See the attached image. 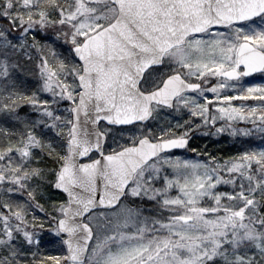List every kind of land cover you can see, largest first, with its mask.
I'll list each match as a JSON object with an SVG mask.
<instances>
[{
	"label": "snow or ice",
	"instance_id": "6c2138e0",
	"mask_svg": "<svg viewBox=\"0 0 264 264\" xmlns=\"http://www.w3.org/2000/svg\"><path fill=\"white\" fill-rule=\"evenodd\" d=\"M254 73L264 0H0V264H264Z\"/></svg>",
	"mask_w": 264,
	"mask_h": 264
},
{
	"label": "rangeland",
	"instance_id": "374dc122",
	"mask_svg": "<svg viewBox=\"0 0 264 264\" xmlns=\"http://www.w3.org/2000/svg\"><path fill=\"white\" fill-rule=\"evenodd\" d=\"M27 79H32V77H27ZM243 83L248 85H264V74H258L249 78H244ZM231 94H235L232 92ZM235 104H240L241 101H234ZM244 103L247 104H256V101H246ZM239 127H251L250 124H244L241 123ZM244 139H252V138H246V137H231L228 132H225L221 134L220 136H203L200 134H197L196 138L191 141V144L193 146H196L200 149H204L205 145H207V149L209 152H213L217 154L218 156L227 157L229 155L235 154L238 148L241 147L239 140ZM261 142L258 138L252 139V145L253 146H260ZM182 154L186 155L187 157H195V153L187 152ZM44 251L49 255H57L60 254V247L58 244L55 243L54 237L46 236L45 237V248Z\"/></svg>",
	"mask_w": 264,
	"mask_h": 264
},
{
	"label": "water",
	"instance_id": "95a60500",
	"mask_svg": "<svg viewBox=\"0 0 264 264\" xmlns=\"http://www.w3.org/2000/svg\"><path fill=\"white\" fill-rule=\"evenodd\" d=\"M258 74H264V73H254V74H252L251 76H249V77H252V76H255V75H258ZM249 77H245V78H249ZM178 152H182L183 150H177Z\"/></svg>",
	"mask_w": 264,
	"mask_h": 264
},
{
	"label": "flooded vegetation",
	"instance_id": "af4514ba",
	"mask_svg": "<svg viewBox=\"0 0 264 264\" xmlns=\"http://www.w3.org/2000/svg\"><path fill=\"white\" fill-rule=\"evenodd\" d=\"M190 143H191V141H190Z\"/></svg>",
	"mask_w": 264,
	"mask_h": 264
}]
</instances>
